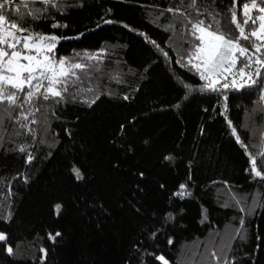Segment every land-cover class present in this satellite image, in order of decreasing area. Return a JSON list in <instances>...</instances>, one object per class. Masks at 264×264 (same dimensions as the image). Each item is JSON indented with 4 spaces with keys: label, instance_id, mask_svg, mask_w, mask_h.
<instances>
[{
    "label": "trees",
    "instance_id": "obj_1",
    "mask_svg": "<svg viewBox=\"0 0 264 264\" xmlns=\"http://www.w3.org/2000/svg\"><path fill=\"white\" fill-rule=\"evenodd\" d=\"M22 2L14 0L10 15ZM57 3L22 26L57 36L56 57L87 67L75 70L63 102L40 101L49 107L28 125L34 133L7 118L0 127V264H162L159 256L169 264H264V179L248 171L247 154L264 173V82L201 90L205 82L187 65L190 26L167 11H190V0ZM244 3L251 0L237 2L241 23ZM232 5L198 0L220 14L225 31ZM44 7L29 0L22 10Z\"/></svg>",
    "mask_w": 264,
    "mask_h": 264
},
{
    "label": "snow or ice",
    "instance_id": "obj_2",
    "mask_svg": "<svg viewBox=\"0 0 264 264\" xmlns=\"http://www.w3.org/2000/svg\"><path fill=\"white\" fill-rule=\"evenodd\" d=\"M31 2L42 3L45 7L25 12L22 9L29 7V0H23L10 15L9 6L13 5L14 0H0V127L7 118L20 128H26L29 134L35 131L28 125L37 123L36 113L42 108L49 107L48 104H41L40 101L52 104L63 102L65 93L69 92V85L76 83L72 79L77 76L75 70L84 71L87 67L81 63H70L67 57H56L54 49L58 41L57 36L31 32L22 26L26 17L30 16L35 19L38 13L47 11L48 7H58L57 0H31ZM237 2L238 0H233V5L229 9L231 19L227 31L223 29L218 19L220 14L207 10L202 11L198 6V0H190L187 5L190 11H185L180 7L167 9L174 15L183 16L187 21L186 27L190 26L188 32L193 40L190 42L192 47L188 51L187 65L195 69L200 79L205 82L202 85V91L216 92L220 91V88L241 90L264 82V72L261 71L264 69V52L261 51L264 49V6H261L264 5V0H259V2L251 0L250 4H243L242 23L237 17ZM253 9L257 10L260 15L253 17L251 14ZM193 12L195 16L192 15ZM207 17H211V20L207 21ZM257 21H259L258 27L253 28L251 32L245 31V26L250 22L255 25ZM233 25L239 31V36L234 37L230 34ZM52 27L56 28L58 25L53 24ZM253 37L255 40L252 39ZM241 41H247L252 50L250 51L248 47L241 44ZM236 53H239V56ZM240 57L244 60H240ZM87 58L98 59L99 57L91 55ZM238 61L241 64L239 68L236 67ZM221 80L224 81L222 84ZM260 100L264 102V87L261 88ZM229 127L232 129V135L242 147H245L247 153V147L240 141L237 130L230 121ZM3 138L0 135V141ZM19 151L26 152L27 147L20 145ZM247 154L250 160L248 171L254 177L264 179V173L258 170L256 157L251 153ZM257 155L261 163H264V147ZM27 158L30 162L32 159L30 153ZM165 159L168 160L170 157H165ZM72 171L77 180L82 179L79 169L73 167ZM180 188L183 190L185 185H180ZM177 195L183 197L184 192L181 191ZM56 210L59 212L60 205L56 206ZM240 210L244 211L243 208ZM240 225L242 228L243 219L240 220ZM236 231L239 232L240 229ZM55 235L59 236L60 233L57 232ZM49 238L55 239L51 235ZM5 240V235L0 234V241ZM6 250L12 254L11 247ZM40 251L44 252V249ZM212 256L219 259L216 253H212ZM156 258L163 264H168L163 256ZM225 264L228 262L225 261Z\"/></svg>",
    "mask_w": 264,
    "mask_h": 264
},
{
    "label": "rangeland",
    "instance_id": "obj_3",
    "mask_svg": "<svg viewBox=\"0 0 264 264\" xmlns=\"http://www.w3.org/2000/svg\"><path fill=\"white\" fill-rule=\"evenodd\" d=\"M258 26H259V21H258ZM56 44H57V42H56ZM231 80V77L229 76V81ZM158 261H160V260H158ZM162 264H163V262L162 261H160ZM169 264V263H168Z\"/></svg>",
    "mask_w": 264,
    "mask_h": 264
}]
</instances>
